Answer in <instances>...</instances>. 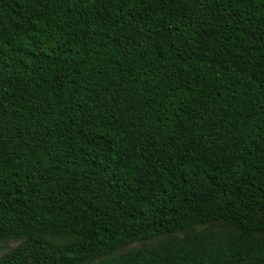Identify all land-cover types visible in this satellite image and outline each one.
Returning <instances> with one entry per match:
<instances>
[{
	"label": "trees",
	"instance_id": "obj_1",
	"mask_svg": "<svg viewBox=\"0 0 264 264\" xmlns=\"http://www.w3.org/2000/svg\"><path fill=\"white\" fill-rule=\"evenodd\" d=\"M11 241L0 264H264V0H0Z\"/></svg>",
	"mask_w": 264,
	"mask_h": 264
},
{
	"label": "rangeland",
	"instance_id": "obj_2",
	"mask_svg": "<svg viewBox=\"0 0 264 264\" xmlns=\"http://www.w3.org/2000/svg\"><path fill=\"white\" fill-rule=\"evenodd\" d=\"M162 237H159V238H154V239H150L146 242H140V243H133V244H130L120 250H118L117 252H122L124 250H127V249H133V248H138V247H141L143 245H146V244H153V243H156L158 242L159 240H161ZM19 242L17 241H11V242H8L7 244H1L0 245V257L6 253L7 251H9L11 248L15 247Z\"/></svg>",
	"mask_w": 264,
	"mask_h": 264
}]
</instances>
